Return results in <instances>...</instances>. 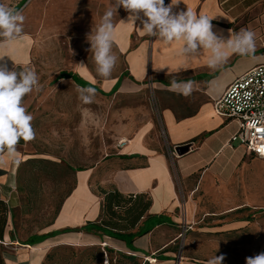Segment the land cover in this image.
<instances>
[{
    "label": "rangeland",
    "instance_id": "1",
    "mask_svg": "<svg viewBox=\"0 0 264 264\" xmlns=\"http://www.w3.org/2000/svg\"><path fill=\"white\" fill-rule=\"evenodd\" d=\"M24 1L0 0L16 9L21 6L18 10L25 16L22 37L0 48V56H4L0 62L31 69L39 78V90L34 89L22 101L33 116L35 138L16 146L25 160L17 166V192L9 202L15 218L9 217L7 231H14L19 241L13 243L6 238L0 243L5 260L16 259L19 251H32L17 242L41 234L52 223L76 183V170L91 167L122 149L128 138L150 123L154 127L147 139L165 142L153 92L134 89L126 94L118 91L105 95L96 90L93 102L86 104L79 95L82 86L71 78H59L62 71H72L105 92L122 74L128 78L127 53L117 33L113 52L118 61L110 78L98 76L89 51L87 35L95 32L110 0ZM263 11L264 6L254 14ZM126 13L123 7L117 10L113 17L115 29ZM254 14H247L245 21L253 20ZM259 22L262 24L263 19ZM132 38L134 48L137 40ZM245 174L244 190H225V194L206 190V209L210 212L239 208L225 215L207 216L206 232L181 230L179 242L171 247L175 256L172 263L148 254L119 251L111 243L104 246L106 235L84 230L79 242L48 248L40 264H206L213 255L221 254L225 256L223 264H246V257L264 252V164L253 161Z\"/></svg>",
    "mask_w": 264,
    "mask_h": 264
},
{
    "label": "crops",
    "instance_id": "2",
    "mask_svg": "<svg viewBox=\"0 0 264 264\" xmlns=\"http://www.w3.org/2000/svg\"><path fill=\"white\" fill-rule=\"evenodd\" d=\"M170 3L171 0L165 2L166 5ZM263 6L264 0H179L174 11L190 9L198 16L213 18V31L223 30L225 37L229 30L233 34L241 29L255 33L253 56L230 54L227 62L216 69L208 66L210 53L207 50L181 56L178 54L181 42L165 44L149 37L138 29L142 27L139 21H136L137 28L128 22V12L123 16L115 33L127 53L128 78H123L118 91L126 94L134 89H147L155 94L165 142L147 139L154 127L150 123L141 133L128 138L122 149L101 158L91 167L76 170L74 187L41 234L67 228L71 231L58 233L34 245L17 242L32 251H26L27 254L19 251L16 259L6 260L7 264H40L51 246L79 242L85 234L81 228L101 218L103 196L99 188L117 189L124 195L146 194L152 200L148 211L127 231V234H135L132 241L106 235L103 245L111 243L119 251L139 256L148 254L169 263L175 257L171 247L179 242L185 224L195 233L206 232L207 216L238 210L236 206L210 212L206 209V190L224 194L225 190H244L247 168L253 161L264 164V159L230 141L238 129V122L215 114L214 102L237 77L264 63V11L254 14ZM247 14L255 17L245 21ZM260 19H263L262 24ZM261 31L262 36H258ZM132 37L137 40L134 48ZM8 68L12 69L13 64ZM173 77L178 81H195L193 93L184 97L171 91L169 84ZM22 143L23 139L16 146ZM180 145H188L189 150L178 154L176 147ZM24 160L18 149L14 159L7 153L0 157V199L7 203L17 192V166ZM10 233L6 231L5 239L11 241Z\"/></svg>",
    "mask_w": 264,
    "mask_h": 264
},
{
    "label": "clouds",
    "instance_id": "3",
    "mask_svg": "<svg viewBox=\"0 0 264 264\" xmlns=\"http://www.w3.org/2000/svg\"><path fill=\"white\" fill-rule=\"evenodd\" d=\"M179 0L166 5L165 0H114L105 11L95 32L87 35L90 43L96 72L101 78H110L118 61L113 52L115 25L113 17L123 7L128 13V22L143 34L161 40L165 44L181 42L178 54L190 56L207 50L210 53L208 66L216 69L227 62L230 54L241 57L253 56L256 50L255 33L249 29H241L233 34L229 30L228 37L223 30L213 31L211 17L197 15L192 10L174 11ZM142 13V15H141ZM25 16L22 11L0 2V48L12 45L22 37ZM127 22V23H128ZM137 28V27H135ZM4 56H0L2 58ZM81 65H83L81 63ZM196 82L189 79L170 80L171 91L184 97L190 96L195 90ZM39 90V78L31 69H9L6 63H0V157L7 153L15 158L16 145L21 139L31 141L35 138L32 127L33 116L23 106V98L33 90ZM96 94L94 87L79 89L80 99L84 103H92ZM2 162V161H0ZM225 256L213 255L206 264H223ZM246 264H264V252L246 257Z\"/></svg>",
    "mask_w": 264,
    "mask_h": 264
},
{
    "label": "trees",
    "instance_id": "4",
    "mask_svg": "<svg viewBox=\"0 0 264 264\" xmlns=\"http://www.w3.org/2000/svg\"><path fill=\"white\" fill-rule=\"evenodd\" d=\"M25 0L23 4L26 2ZM19 6L17 9H19ZM59 78H71L74 82H76L79 86L85 87H94L95 90L101 92L105 95H111L118 91L124 75L118 77L117 82L112 87L109 92H105L100 89L97 85L91 83L90 81L81 77L78 73L72 71H62L59 74ZM80 168L79 170H81ZM100 194L103 196V201L101 204V218L99 222H88L81 229L90 232L92 230L101 231L104 235L127 240L130 238V241L133 240L135 234H127V231L131 228L135 227L137 221L148 211L151 206V198L146 194H138V195H124L117 189L106 190L103 188H99ZM59 211V209H58ZM15 218V210H13L9 203L0 199V243L5 240V235L8 226V219ZM71 231L69 228L58 231V232H48L44 234H34L27 239L26 242H22L23 244L34 245L42 242L48 237L54 236L61 232H69ZM147 232V230L145 231ZM145 232H141L145 233ZM11 241H19L15 236L14 231L10 233ZM1 251V249H0ZM0 264H7L4 257L0 252ZM146 264V263H145Z\"/></svg>",
    "mask_w": 264,
    "mask_h": 264
},
{
    "label": "built area",
    "instance_id": "5",
    "mask_svg": "<svg viewBox=\"0 0 264 264\" xmlns=\"http://www.w3.org/2000/svg\"><path fill=\"white\" fill-rule=\"evenodd\" d=\"M214 112L238 122L231 142H237L249 154L264 159V63L237 77L214 102ZM188 229L186 224L182 228Z\"/></svg>",
    "mask_w": 264,
    "mask_h": 264
},
{
    "label": "water",
    "instance_id": "6",
    "mask_svg": "<svg viewBox=\"0 0 264 264\" xmlns=\"http://www.w3.org/2000/svg\"><path fill=\"white\" fill-rule=\"evenodd\" d=\"M188 150H189V146L188 145H180V146L176 147V151L180 155L186 153Z\"/></svg>",
    "mask_w": 264,
    "mask_h": 264
}]
</instances>
